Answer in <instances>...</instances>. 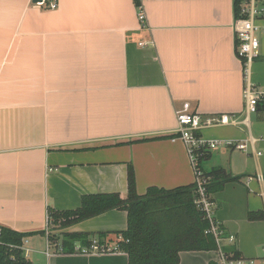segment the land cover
Segmentation results:
<instances>
[{
	"label": "crops",
	"instance_id": "1",
	"mask_svg": "<svg viewBox=\"0 0 264 264\" xmlns=\"http://www.w3.org/2000/svg\"><path fill=\"white\" fill-rule=\"evenodd\" d=\"M57 2L45 9L33 0H0V226L32 233L24 247L34 264H127L124 251L59 249L63 234L89 240L107 233L103 239L112 240L126 228V211L110 209L56 228L49 226L48 209H75L84 194L125 197L128 166L139 195L149 187L193 184L185 146L175 138V109L187 101L202 115L244 117L234 3L143 0L142 27L133 0ZM257 23L249 80L263 90L264 17ZM202 134L246 141V151L218 146L200 166L211 179L215 218L235 236L225 248L262 257L264 140L251 146L249 138H264V106L247 124ZM255 212L263 218H249ZM216 262L215 249L179 253V264Z\"/></svg>",
	"mask_w": 264,
	"mask_h": 264
},
{
	"label": "trees",
	"instance_id": "2",
	"mask_svg": "<svg viewBox=\"0 0 264 264\" xmlns=\"http://www.w3.org/2000/svg\"><path fill=\"white\" fill-rule=\"evenodd\" d=\"M133 1L136 7L140 4V0ZM234 10L237 15L236 3ZM263 101H259L258 106H264ZM205 175L209 178L206 189L210 194L211 179L209 174ZM194 199V182L169 190L149 187L139 195L135 190L133 169L128 166L125 197L118 193L84 194L75 209L59 211L49 208V226L63 228L110 209H121L126 211L127 225L114 235L120 234L123 238L119 247L127 254V264H179V253L182 251H208L216 247L212 236L204 233L208 223ZM249 218L260 219L263 214L250 213ZM31 234L2 227L0 264H34L18 249L22 239ZM106 235L98 233L95 236L103 239ZM47 237L51 242L57 239L55 234H48ZM87 238L83 234H63L60 247L62 251L70 252L77 241L89 245L90 239ZM69 242L72 247H69ZM234 254L238 256L236 252Z\"/></svg>",
	"mask_w": 264,
	"mask_h": 264
},
{
	"label": "built area",
	"instance_id": "3",
	"mask_svg": "<svg viewBox=\"0 0 264 264\" xmlns=\"http://www.w3.org/2000/svg\"><path fill=\"white\" fill-rule=\"evenodd\" d=\"M142 2L136 7L138 19L142 27L146 26V16L142 9ZM238 7V13L234 17L233 30L235 34L236 53L242 61L243 75L245 85L243 88L244 117L241 118L236 113H219L211 115H202L198 112H193L190 109L189 102L185 101L181 106L175 109V119L177 126L175 129V138L179 139L185 146V150L193 170L195 184V199L196 207L201 211L208 226L204 233L209 234L215 241L217 252V264H264V255L262 257H242L235 256L234 252L225 248L226 245H231L235 242L233 234H225L224 230L216 220L214 211L215 203L206 189L208 177L200 167V161L207 153L220 145L233 147L235 149L246 151V141L234 139H218L208 138L202 134V131L216 126L239 125L240 123L247 124L249 114L257 110L259 101L264 100V89L258 90L249 80L250 65L253 59L257 56V48L259 40L257 38L258 20L264 17V0H233ZM36 5L43 6L45 9H55L58 6L57 0H38ZM147 42H139V45H145ZM264 102V101H263ZM256 140H264L260 138H249L252 146ZM260 155L261 152H256ZM48 223V217H47ZM2 226H0V245L2 242ZM123 241L120 234L114 235L112 240L99 239L94 236L90 239L89 245L74 243L75 252L79 253H96L107 254L122 251L119 247V242ZM24 243L26 239H22V243L18 246L23 252L26 259L29 258L28 249H25ZM60 250L61 247H59Z\"/></svg>",
	"mask_w": 264,
	"mask_h": 264
},
{
	"label": "rangeland",
	"instance_id": "4",
	"mask_svg": "<svg viewBox=\"0 0 264 264\" xmlns=\"http://www.w3.org/2000/svg\"><path fill=\"white\" fill-rule=\"evenodd\" d=\"M209 253H210V254H209ZM209 253H208L209 256H212V255H213L211 252H209Z\"/></svg>",
	"mask_w": 264,
	"mask_h": 264
},
{
	"label": "water",
	"instance_id": "5",
	"mask_svg": "<svg viewBox=\"0 0 264 264\" xmlns=\"http://www.w3.org/2000/svg\"><path fill=\"white\" fill-rule=\"evenodd\" d=\"M36 1H38V0H33V2H36Z\"/></svg>",
	"mask_w": 264,
	"mask_h": 264
}]
</instances>
